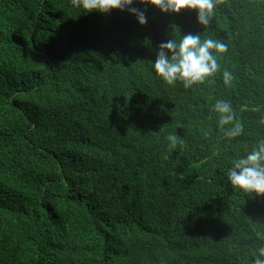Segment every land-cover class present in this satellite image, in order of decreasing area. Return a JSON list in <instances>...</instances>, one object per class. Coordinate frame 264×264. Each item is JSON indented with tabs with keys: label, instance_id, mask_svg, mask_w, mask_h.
Wrapping results in <instances>:
<instances>
[{
	"label": "trees",
	"instance_id": "16d2710c",
	"mask_svg": "<svg viewBox=\"0 0 264 264\" xmlns=\"http://www.w3.org/2000/svg\"><path fill=\"white\" fill-rule=\"evenodd\" d=\"M129 7L146 24L0 0V264H252L264 245V196L227 178L264 138V0H223L207 28L195 10ZM187 34L228 43L214 83L152 72L159 45Z\"/></svg>",
	"mask_w": 264,
	"mask_h": 264
},
{
	"label": "clouds",
	"instance_id": "9594fccd",
	"mask_svg": "<svg viewBox=\"0 0 264 264\" xmlns=\"http://www.w3.org/2000/svg\"><path fill=\"white\" fill-rule=\"evenodd\" d=\"M73 7L84 12H99L106 14L112 10L124 11L135 15L137 22L144 25L147 22L144 11L129 7L134 0H70ZM141 4H150L159 8L163 13H179L182 10H195L197 22L207 28L213 20L215 10L223 0H135ZM229 50L224 40L203 38L199 34H187L179 40L173 38L159 45L152 72L155 77L168 85L181 82L184 88L204 84L206 81L214 83V77L221 72L220 59ZM170 53V57L166 55ZM235 77L233 73L224 69L222 81L231 86ZM217 114L218 125L228 138H235L242 134L244 125L237 119L230 101L217 99L212 107ZM264 124V118L260 121ZM228 126V127H225ZM169 148H176L184 144V140L176 134L166 137ZM228 181L234 189L255 196H264V138L245 156L233 161L227 174ZM256 257L252 264H264V245L256 249Z\"/></svg>",
	"mask_w": 264,
	"mask_h": 264
}]
</instances>
